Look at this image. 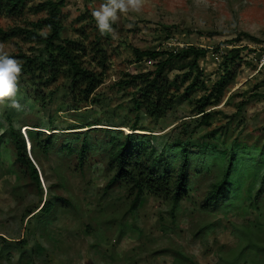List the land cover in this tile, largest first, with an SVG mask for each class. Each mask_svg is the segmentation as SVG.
Returning a JSON list of instances; mask_svg holds the SVG:
<instances>
[{"label": "rangeland", "instance_id": "obj_1", "mask_svg": "<svg viewBox=\"0 0 264 264\" xmlns=\"http://www.w3.org/2000/svg\"><path fill=\"white\" fill-rule=\"evenodd\" d=\"M40 1L44 0H36ZM103 2L66 0L64 36L78 38L77 30L85 25L92 38L97 28L90 17ZM42 16L29 14L24 20L0 17V27L23 26ZM113 28L115 36L102 35L109 68L96 91L95 105L76 110L69 89L61 82L60 90L40 108L29 100L28 93L25 96L28 87L18 81L15 97L0 101V134L8 128L9 118L23 136L29 158L27 126L37 121L45 135L75 132L65 129L84 127L98 119L108 125L98 129L130 134L119 128L136 120L130 102L135 91L120 90L115 83L125 75L154 69L146 60L136 62L133 49L176 51L196 46L211 50L198 61L205 88L188 101L177 102L161 120L141 111L138 126L149 132L137 134H151L159 147L180 140L194 155L192 167L198 163L196 157L210 147L216 152L233 148L240 155H255L247 160L249 165L232 196L215 210L201 209L209 184L221 175L220 160L212 152L205 170L191 169L189 198L173 215L167 201L151 195L130 213L131 200L124 188L104 192L109 176L103 155L91 153L82 174L74 172V157L39 156L42 195L38 196L35 189L23 188L26 181L10 168L15 154L5 137L0 145V264H234L240 253L238 264H264V189L256 195L264 172V0H143L140 13L121 15ZM234 48L240 49V61L233 66L231 84L222 93L220 104L210 108L215 110L210 126L193 130L199 123V99L220 79L222 57ZM20 50L28 53L29 45L17 39L0 41V54ZM186 73L187 66L175 61L166 78L180 82ZM189 81L186 78L183 88ZM13 99L20 108L11 107ZM83 131L87 129L77 132ZM177 165L176 159L173 166ZM57 196L67 199L69 207L56 209L49 217L38 214L27 222L28 210Z\"/></svg>", "mask_w": 264, "mask_h": 264}, {"label": "trees", "instance_id": "obj_2", "mask_svg": "<svg viewBox=\"0 0 264 264\" xmlns=\"http://www.w3.org/2000/svg\"><path fill=\"white\" fill-rule=\"evenodd\" d=\"M66 0H0V17L12 20H24L26 15H43L36 22H25L23 26L3 29L0 27V41L8 42L20 40L29 45L28 53L18 51L12 54L22 65V72L18 81L24 82L28 90L29 100L34 105L43 108L54 94L60 90V83H65L69 89L71 102L76 110L96 104V91L102 85L109 68V54L102 42V34L96 32L90 38L83 25L77 30L78 38L64 36L66 26L62 21V10ZM90 17V21H93ZM251 41L254 39L243 33ZM211 50L196 46H187L176 51H140L133 49L136 62L146 60L153 63L154 69L137 75H125L115 83L120 90L135 91L131 97L133 111L137 113L136 120L124 127L132 131L124 135L122 131L98 129L103 121L98 119L87 123L84 127H68L66 133H51L45 135L39 122H34L28 130L27 141L30 146V158L26 153V145L19 129L13 127L8 118V128L0 134V145L5 137L9 138L15 159L10 166L25 182L23 188H33L38 196L42 195L39 171V156L44 158L55 154L60 157H74L77 164L74 172L82 174L89 166L90 154L103 155L107 167L108 181L104 192L116 187L124 188L127 199H130L129 212L136 210L145 196L163 198L170 205V214L178 211L180 203L189 198L190 171L205 170L212 161L213 153L217 155L221 164V175L208 186L204 197L202 210H215L227 202L233 194V189L239 186L243 169L249 165L248 161L255 155L244 152L240 155L237 150L229 148L227 151L216 152L214 148L204 150V154L196 157L197 165L192 167L194 158L187 146L180 140L165 143L159 147L152 141L154 136L139 135L136 131L149 132L139 128L138 114L144 111L154 120L163 119L173 110L180 100L188 101L190 96L205 84L200 81L202 71L198 61L205 58ZM230 56V57H228ZM222 75L213 85L211 92L204 94L196 106L199 123L196 128L209 127L215 114L216 107L221 102V95L231 84L233 66L240 61V49L234 48L229 55L222 57ZM180 62L187 66L188 73L177 79L168 81L166 73L173 62ZM186 78L189 84L181 85ZM56 86L55 89H52ZM47 92V96H44ZM48 122L52 124V119ZM76 126V125H75ZM121 127V128H124ZM80 129L87 131L77 132ZM186 130L188 127L185 128ZM53 132L56 129H52ZM49 131V130H47ZM101 136V137H100ZM103 138V139H99ZM157 138V136H156ZM213 152V153H212ZM169 154V155H167ZM196 156V155H195ZM243 156V157H242ZM177 159L175 168L173 163ZM36 166V167H35ZM20 188L22 186H19ZM17 187H15L16 189ZM264 189V172L260 176V186L257 196ZM70 203L63 197H54L40 201L34 210H28L25 218L28 221L40 214L44 217L52 215L56 209L69 207ZM252 246V245H249ZM246 248H243V250ZM234 258L238 264L240 256Z\"/></svg>", "mask_w": 264, "mask_h": 264}, {"label": "clouds", "instance_id": "obj_3", "mask_svg": "<svg viewBox=\"0 0 264 264\" xmlns=\"http://www.w3.org/2000/svg\"><path fill=\"white\" fill-rule=\"evenodd\" d=\"M142 6L143 0H104L92 13L98 32L115 36L113 25L119 17L140 13ZM21 72L22 65L19 60L9 54H0V101L15 97ZM11 107L18 109L20 104L13 99Z\"/></svg>", "mask_w": 264, "mask_h": 264}, {"label": "bare ground", "instance_id": "obj_4", "mask_svg": "<svg viewBox=\"0 0 264 264\" xmlns=\"http://www.w3.org/2000/svg\"><path fill=\"white\" fill-rule=\"evenodd\" d=\"M99 127H101V126H99ZM120 130H123V131H125L126 133H132V131H130L129 129H127V128H119ZM133 133H148V132H141V131H136V132H133ZM29 148H30V146H29Z\"/></svg>", "mask_w": 264, "mask_h": 264}, {"label": "built area", "instance_id": "obj_5", "mask_svg": "<svg viewBox=\"0 0 264 264\" xmlns=\"http://www.w3.org/2000/svg\"><path fill=\"white\" fill-rule=\"evenodd\" d=\"M150 63V62H149Z\"/></svg>", "mask_w": 264, "mask_h": 264}]
</instances>
